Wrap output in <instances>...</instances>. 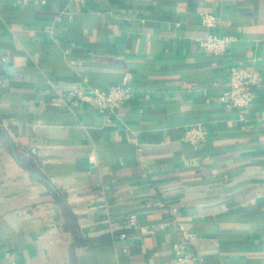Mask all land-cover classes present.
I'll return each mask as SVG.
<instances>
[{
	"label": "crops",
	"instance_id": "crops-1",
	"mask_svg": "<svg viewBox=\"0 0 264 264\" xmlns=\"http://www.w3.org/2000/svg\"><path fill=\"white\" fill-rule=\"evenodd\" d=\"M240 63L264 74V0H0V264H175L180 225L188 264H264V85L244 121L221 101ZM127 75L118 110L68 101Z\"/></svg>",
	"mask_w": 264,
	"mask_h": 264
},
{
	"label": "built area",
	"instance_id": "built-area-1",
	"mask_svg": "<svg viewBox=\"0 0 264 264\" xmlns=\"http://www.w3.org/2000/svg\"><path fill=\"white\" fill-rule=\"evenodd\" d=\"M30 2L46 3V0H17V3L24 5ZM201 23L209 29V33L201 38H197L200 49L207 55L225 56L231 47L238 42L234 35H221L214 30L219 26L220 20L217 15L211 12L200 13ZM228 79L226 90L221 97V101L226 108L236 110L240 120H245V112L250 107L258 92L264 85L263 72L247 68L243 64H233L228 68ZM7 79L0 77V86L5 85ZM136 95V91L131 85L128 75L124 81L108 90L98 88L74 89L69 92V103H76L82 107L96 110L100 113L113 112L129 103ZM210 131L203 124L187 126L183 139L194 146L200 148L209 138ZM131 224H135V216L131 217ZM181 239L174 243L173 252L175 264H188L198 260V256L190 250L191 244L197 239L196 234L189 232L182 225L179 226ZM144 233L155 232L154 227H144ZM125 237V234H122Z\"/></svg>",
	"mask_w": 264,
	"mask_h": 264
},
{
	"label": "water",
	"instance_id": "water-1",
	"mask_svg": "<svg viewBox=\"0 0 264 264\" xmlns=\"http://www.w3.org/2000/svg\"><path fill=\"white\" fill-rule=\"evenodd\" d=\"M45 183H47L55 192H57L56 189L52 186V184H50L48 181H45Z\"/></svg>",
	"mask_w": 264,
	"mask_h": 264
}]
</instances>
